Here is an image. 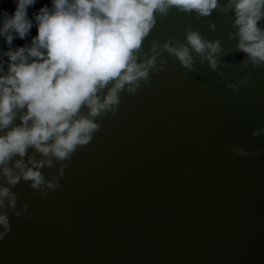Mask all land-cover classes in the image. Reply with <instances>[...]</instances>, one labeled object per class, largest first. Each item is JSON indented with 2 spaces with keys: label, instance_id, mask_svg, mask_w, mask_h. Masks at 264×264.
<instances>
[{
  "label": "water",
  "instance_id": "1",
  "mask_svg": "<svg viewBox=\"0 0 264 264\" xmlns=\"http://www.w3.org/2000/svg\"><path fill=\"white\" fill-rule=\"evenodd\" d=\"M44 4L51 0H38L29 14ZM0 8L11 12L12 0H0ZM236 19L230 0H217L207 16L175 5L154 11L134 52L137 64L155 57L148 78L134 92L126 83L118 104L96 117L82 106L79 116L99 125L90 142L67 160L29 147L6 162L32 167L30 158L52 159L40 171L57 186L44 188L47 196L23 180L12 189L21 215L9 212L0 264H264V134L252 135L264 128V64L239 50ZM257 26L264 30V19ZM189 32L220 41L221 51L211 54L215 69L208 51L197 54L188 44ZM36 34L33 27L13 49ZM165 44L188 46L191 67ZM6 50L0 37V54ZM4 69L0 75L7 63ZM114 83L98 93L101 102ZM15 112L0 136L21 125L27 108ZM0 187H9L2 171Z\"/></svg>",
  "mask_w": 264,
  "mask_h": 264
},
{
  "label": "clouds",
  "instance_id": "2",
  "mask_svg": "<svg viewBox=\"0 0 264 264\" xmlns=\"http://www.w3.org/2000/svg\"><path fill=\"white\" fill-rule=\"evenodd\" d=\"M37 2L12 0L11 12L0 8V37L7 47L0 54V73L5 72L7 63V73L0 75V129L9 127L16 109L27 108L21 125L0 136V171L9 185L0 187V226L5 229L0 232V239L11 231L9 212L21 215L16 211L19 197L12 190L21 180L30 182L29 187L44 196L48 195L44 188L57 186L46 181L40 171L45 166L52 167V159L30 158L32 167H27L23 159L16 160L14 167L5 166L6 162L15 155L24 157L29 147L58 161L70 159L77 145H87L99 128L91 119L79 116L82 106L96 117L118 104V92L126 83L134 85L128 89L134 92L139 87L135 83L138 79L147 80L148 68L154 65L155 57L146 65L137 64L134 52L140 49L154 25V11L166 14L168 6L175 5L207 16L217 7V0H51V6L44 4L30 15L29 9ZM230 3L237 16L238 48L259 67L264 64V30L257 24L264 19V0H230ZM33 27L37 34L30 44L13 49V41L25 40ZM187 40L197 54L208 51L211 67H217L211 54L221 51L220 41H205L196 32H189ZM164 48L174 53L185 67H191L193 57L188 46L177 49L165 44ZM250 79L248 76L242 83ZM110 81H115L114 86L101 102L98 93ZM262 134L264 128L252 132L253 136ZM236 151L248 155L243 149ZM259 154V150L252 153Z\"/></svg>",
  "mask_w": 264,
  "mask_h": 264
}]
</instances>
